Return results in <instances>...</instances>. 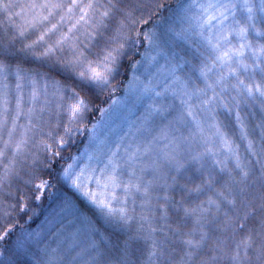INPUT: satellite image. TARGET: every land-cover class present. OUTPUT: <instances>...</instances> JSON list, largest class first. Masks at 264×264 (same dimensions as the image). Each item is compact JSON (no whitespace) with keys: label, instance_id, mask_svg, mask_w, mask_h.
<instances>
[{"label":"snow or ice","instance_id":"1","mask_svg":"<svg viewBox=\"0 0 264 264\" xmlns=\"http://www.w3.org/2000/svg\"><path fill=\"white\" fill-rule=\"evenodd\" d=\"M0 264H264V0H0Z\"/></svg>","mask_w":264,"mask_h":264},{"label":"trees","instance_id":"2","mask_svg":"<svg viewBox=\"0 0 264 264\" xmlns=\"http://www.w3.org/2000/svg\"><path fill=\"white\" fill-rule=\"evenodd\" d=\"M170 3H175V0H169ZM142 52L144 51V48L141 47L140 49ZM139 58V57H137ZM130 78V76H129ZM124 95V90L121 89H117L113 95L112 98L113 99H117L121 96ZM104 101V102H101ZM107 103H110L109 97L107 94H104L103 96H101L100 101H98V106L100 108H104L107 107ZM100 116V113L97 111L93 114L92 116V120L93 122H95V120H97ZM78 140H82L83 143H79L78 146L82 149L84 146V143H86V137H79ZM71 153L75 154L77 151V146H73L72 149L70 150ZM67 154V153H66ZM70 162V161H69ZM64 162L61 161V164H63ZM59 167V165H58ZM55 175V173H53V176ZM53 176H49L47 174V172H43V173H38L32 187V190L34 191V185L38 184L41 180H47L49 181V183L51 185H53V187H49L45 192L44 195L41 197L40 200H30L31 206L35 209V215H33L32 220L29 221L25 227L28 228H34L36 227V225L39 223V221L44 217L45 212L47 211L48 207H51L53 204H55L56 201L59 200V196L60 194L57 192V187L58 185H56V181L55 179H53ZM29 215H32V213H29ZM24 220H27V216L24 217ZM24 221L22 220L21 223H23Z\"/></svg>","mask_w":264,"mask_h":264},{"label":"rangeland","instance_id":"3","mask_svg":"<svg viewBox=\"0 0 264 264\" xmlns=\"http://www.w3.org/2000/svg\"><path fill=\"white\" fill-rule=\"evenodd\" d=\"M124 96H125V92H124V95L119 97V98H117V100L123 99ZM116 111L117 112H122V109H120L119 105L117 106ZM114 115H115V113H114ZM57 203H58V201H56L55 204H53L51 207H48L47 211L45 212L44 217L39 221V223L36 225V227L31 228V229H36L39 225H41V223L46 219V217H48L49 213L56 206Z\"/></svg>","mask_w":264,"mask_h":264}]
</instances>
